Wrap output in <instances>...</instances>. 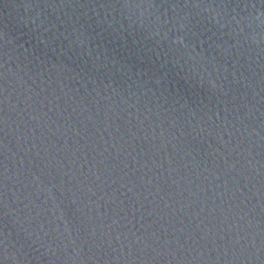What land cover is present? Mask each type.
Returning a JSON list of instances; mask_svg holds the SVG:
<instances>
[{
	"label": "water",
	"instance_id": "obj_1",
	"mask_svg": "<svg viewBox=\"0 0 264 264\" xmlns=\"http://www.w3.org/2000/svg\"><path fill=\"white\" fill-rule=\"evenodd\" d=\"M0 264H264V0H0Z\"/></svg>",
	"mask_w": 264,
	"mask_h": 264
}]
</instances>
